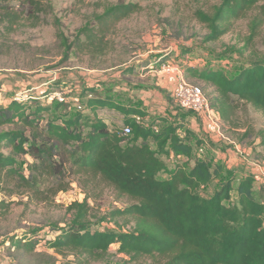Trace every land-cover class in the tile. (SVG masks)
<instances>
[{
    "label": "trees",
    "instance_id": "trees-1",
    "mask_svg": "<svg viewBox=\"0 0 264 264\" xmlns=\"http://www.w3.org/2000/svg\"><path fill=\"white\" fill-rule=\"evenodd\" d=\"M95 6L102 11L94 12L73 40L58 29L65 61L73 51L91 58L107 56L114 50L111 36L118 24L142 10L139 2L125 0L98 1ZM51 8L47 0H0L1 33L15 32L27 22L37 26ZM250 15L243 45L226 49L245 61L241 69L229 73L210 66L180 67L187 79L203 83L198 86L223 128H240L239 102L264 114V55L255 48L264 24V0H221L211 11H195L208 29L205 42L218 41ZM56 91L48 88L42 96L30 94L0 106V127H9L0 131V194L9 198L0 201V216L15 203L54 202L73 184L84 198L66 206L69 217L63 224L50 223L47 232L35 227L10 236L5 252L19 261L22 255L37 254L44 259L41 264H98L116 254L124 256V264H264V183L247 173L235 185L233 175L206 196L204 188L224 167L212 168L195 155L205 139L196 138L183 120L173 123L161 116L140 124L136 117L145 121L146 111L103 96L96 87L88 89L81 109L72 112L65 101L48 100ZM101 111L121 115L122 125L131 126L132 133L123 135L122 126ZM188 113L203 126L197 115ZM161 122L164 126L156 131ZM250 132L238 133L240 145L245 146ZM258 138L264 152V130ZM161 156L177 163L168 168ZM161 172L167 177L159 178ZM108 189L122 207L94 213ZM104 222L115 227H102Z\"/></svg>",
    "mask_w": 264,
    "mask_h": 264
},
{
    "label": "rangeland",
    "instance_id": "rangeland-1",
    "mask_svg": "<svg viewBox=\"0 0 264 264\" xmlns=\"http://www.w3.org/2000/svg\"><path fill=\"white\" fill-rule=\"evenodd\" d=\"M47 1L51 4V11L42 15V21L37 26H28L27 22L17 31L6 34L1 33L5 30L0 24V106H7L11 100L30 94L42 96L41 93L50 88L62 91L66 97L65 107L75 112L89 98L88 89L96 87L103 96L111 95L116 102L135 104L146 111V125L161 115L169 122L178 123L183 120H180L181 117L190 113L182 111L173 103L170 87L158 72L164 61L168 60L179 67L190 64L221 68L229 73L245 66V61L236 52L226 49L243 45V40L250 32L252 15L236 21L231 31L215 42H205L208 29L195 17L197 9L211 11L221 0H125L139 2L142 10L118 24L111 36L114 50L103 58L78 55L73 51L67 61L64 60V49L57 38L58 29L73 40L77 30L91 19L93 13L102 11V7L96 8V2L109 4L119 0ZM255 48L264 55V24L260 36L255 40ZM160 58L161 62L157 63ZM181 73L188 82L203 87V83L187 79L184 72ZM174 111H177L176 115H173ZM101 113L114 125L122 126L121 115L109 111ZM238 120L239 129L225 124L220 134L206 133L199 120L193 125L194 128L187 124L194 129L196 138H204L206 142L203 151L195 148V155L207 159L212 168L218 165L224 167L221 176L214 178L204 188L203 194L206 196L212 195L222 180L234 175L237 185L238 179L250 172L235 153V144H239L238 133L242 134L246 129L251 130V134L242 142L245 146L239 145L250 153V156L246 153L249 159H254L264 168V152L258 138V131L264 130V114L250 104L239 102ZM158 125L160 129L164 123ZM8 128L0 127V131ZM180 132L184 134V129ZM161 157L168 168L177 163L173 157ZM158 177L166 178L167 174L161 172ZM83 198L80 188L73 184L70 191L58 194L54 202L12 204L6 215L0 216V249L5 252L12 235H21L35 227L47 232L50 223L63 224L69 217L66 206ZM3 199L9 198L0 194V201ZM15 200L27 201V198ZM117 200V196L108 189L95 205L94 213L102 215L113 207H122V203ZM101 226L115 227L113 223L106 222ZM53 235L50 233V237ZM111 251L116 252L115 245ZM22 256L21 262L24 264H41L44 260L37 254ZM124 259L123 255L116 254L98 264H124Z\"/></svg>",
    "mask_w": 264,
    "mask_h": 264
},
{
    "label": "built area",
    "instance_id": "built-area-1",
    "mask_svg": "<svg viewBox=\"0 0 264 264\" xmlns=\"http://www.w3.org/2000/svg\"><path fill=\"white\" fill-rule=\"evenodd\" d=\"M158 72L169 85L171 98L178 108L197 115L202 120L203 129L206 133H221V129L223 128L222 123L217 118V115L210 105L208 97L200 86L187 82L184 77H182L181 68L168 60L162 63L158 68ZM44 92L41 94H44ZM54 99H57L60 102L66 101V97L62 91H56L48 96L49 101ZM78 108L81 109V106L79 105ZM136 120L138 123L146 125L140 117H136ZM155 130H159L158 126L155 127ZM121 132L123 135L131 134V126L122 125ZM235 146L237 147V149L236 147L234 148L236 149V155H239L240 159L248 166L249 173L253 175L255 181L258 183H264V168L261 167V164L254 159H249L247 156H250V153L239 144H235ZM200 151H203V147L200 148Z\"/></svg>",
    "mask_w": 264,
    "mask_h": 264
},
{
    "label": "crops",
    "instance_id": "crops-1",
    "mask_svg": "<svg viewBox=\"0 0 264 264\" xmlns=\"http://www.w3.org/2000/svg\"><path fill=\"white\" fill-rule=\"evenodd\" d=\"M183 111V110H182ZM186 112V111H184ZM188 113V112H186ZM176 115L177 114V111H174L173 112V115ZM148 115V114H147ZM162 117H164L163 115H161ZM159 116V117H161ZM180 118V117H179ZM147 118H145V121H146ZM183 119V121L185 122V124L187 125L188 123L191 124L192 126L197 123L198 121V118L192 114L190 115H186L184 117H181L180 120ZM182 121V120H181ZM193 126V128H194ZM190 129L194 130L192 127H189ZM241 163V162H240ZM249 170V168H248ZM246 175V174H245ZM244 175V176H245ZM0 264H24L22 263L21 261H19L18 259H16V257L11 254V253H7V252H4L0 249Z\"/></svg>",
    "mask_w": 264,
    "mask_h": 264
}]
</instances>
